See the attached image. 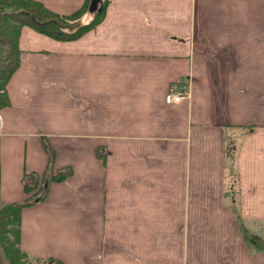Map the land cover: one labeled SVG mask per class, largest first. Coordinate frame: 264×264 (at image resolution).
<instances>
[{"label":"crops","instance_id":"obj_1","mask_svg":"<svg viewBox=\"0 0 264 264\" xmlns=\"http://www.w3.org/2000/svg\"><path fill=\"white\" fill-rule=\"evenodd\" d=\"M36 1L63 16L85 2ZM105 1L77 40L21 31L0 208L32 197L28 175L71 170L23 209L21 249L58 264H264L249 242L264 241V0ZM170 90L184 99L166 103Z\"/></svg>","mask_w":264,"mask_h":264},{"label":"trees","instance_id":"obj_2","mask_svg":"<svg viewBox=\"0 0 264 264\" xmlns=\"http://www.w3.org/2000/svg\"><path fill=\"white\" fill-rule=\"evenodd\" d=\"M71 15L57 14L36 0H0V112L10 105L7 84L20 65L19 39L24 27H30L41 34L59 41H74L94 29L104 19L108 2H102L97 11L91 12V2ZM90 16L88 22L84 18ZM51 162L54 151L48 149ZM67 168L57 175L47 177L30 174L25 178L24 188L32 197L22 203L6 204L0 208V264H58L53 259L41 260L30 257L20 247L21 215L23 209L44 200L47 188L44 184L60 182L70 174ZM46 176V177H45ZM39 187L38 191H34ZM249 242L258 250H264V241L253 236Z\"/></svg>","mask_w":264,"mask_h":264},{"label":"built area","instance_id":"obj_3","mask_svg":"<svg viewBox=\"0 0 264 264\" xmlns=\"http://www.w3.org/2000/svg\"><path fill=\"white\" fill-rule=\"evenodd\" d=\"M184 94L178 90H170V92L166 95V102L168 104H177L180 103L184 99Z\"/></svg>","mask_w":264,"mask_h":264},{"label":"water","instance_id":"obj_4","mask_svg":"<svg viewBox=\"0 0 264 264\" xmlns=\"http://www.w3.org/2000/svg\"><path fill=\"white\" fill-rule=\"evenodd\" d=\"M99 1H100V0H93V1L91 2V8H90V11H91V12L97 11Z\"/></svg>","mask_w":264,"mask_h":264},{"label":"rangeland","instance_id":"obj_5","mask_svg":"<svg viewBox=\"0 0 264 264\" xmlns=\"http://www.w3.org/2000/svg\"><path fill=\"white\" fill-rule=\"evenodd\" d=\"M51 175V173L49 172V176ZM39 190V187H37L34 191H38ZM5 264H6V262H5ZM33 264H36V263H34L33 262Z\"/></svg>","mask_w":264,"mask_h":264}]
</instances>
